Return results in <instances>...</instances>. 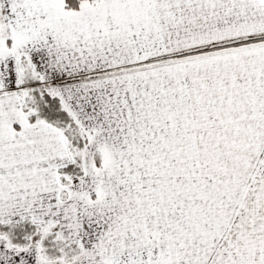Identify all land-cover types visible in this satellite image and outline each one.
I'll list each match as a JSON object with an SVG mask.
<instances>
[{
  "label": "snow or ice",
  "instance_id": "obj_1",
  "mask_svg": "<svg viewBox=\"0 0 264 264\" xmlns=\"http://www.w3.org/2000/svg\"><path fill=\"white\" fill-rule=\"evenodd\" d=\"M0 264H264V0H0Z\"/></svg>",
  "mask_w": 264,
  "mask_h": 264
}]
</instances>
